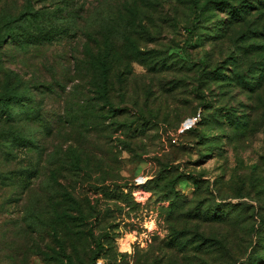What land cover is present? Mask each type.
I'll return each instance as SVG.
<instances>
[{"label":"rangeland","instance_id":"374dc122","mask_svg":"<svg viewBox=\"0 0 264 264\" xmlns=\"http://www.w3.org/2000/svg\"><path fill=\"white\" fill-rule=\"evenodd\" d=\"M72 1L75 37L0 53V89L31 97L0 117V175L40 172L0 179V264H264V0ZM89 31L110 36L106 99Z\"/></svg>","mask_w":264,"mask_h":264},{"label":"trees","instance_id":"16d2710c","mask_svg":"<svg viewBox=\"0 0 264 264\" xmlns=\"http://www.w3.org/2000/svg\"><path fill=\"white\" fill-rule=\"evenodd\" d=\"M72 0H65L62 6H57L51 9L48 6L35 8L31 0H27L23 10L18 14H3L0 16V53L8 44L29 46L31 44H46L53 43L60 38H73V26L71 20H75V10L72 14ZM61 18V19H60ZM87 41L83 44L81 55L85 56V60H81V66L86 69V66L95 72L97 76V93L100 99H106L108 96L109 87V72H110V36L105 31L101 32V42L97 48L91 44L92 35L86 32ZM94 39V38H93ZM27 90L15 91L9 86L0 89V117L2 120H13L18 114L17 107H28L26 101H30L31 97ZM25 113H29L26 109ZM31 110L32 118H38V113ZM12 142L16 148L36 147L34 140L24 136L15 134L12 136ZM40 172L36 168H25L20 171H12L10 175H0V179L10 180L23 190L28 189L33 184V179L38 177ZM169 194H165L168 197ZM39 218V216H37ZM56 222H54L55 224ZM56 230V228L54 229ZM56 242L59 241L58 234L53 235ZM58 241H57V240ZM60 244V242H58ZM61 246V245H60ZM62 247V246H61ZM37 249V254L45 259L57 260L62 262V259L49 244L46 243L43 247H32ZM67 256V264H76L71 256ZM96 258V257H95ZM262 258L259 255L250 256L245 264H259Z\"/></svg>","mask_w":264,"mask_h":264},{"label":"built area","instance_id":"2783aa9c","mask_svg":"<svg viewBox=\"0 0 264 264\" xmlns=\"http://www.w3.org/2000/svg\"><path fill=\"white\" fill-rule=\"evenodd\" d=\"M197 118H189L186 122H185V128H189L191 126H193L196 123ZM146 181V178H141V180H139L140 184H143Z\"/></svg>","mask_w":264,"mask_h":264}]
</instances>
